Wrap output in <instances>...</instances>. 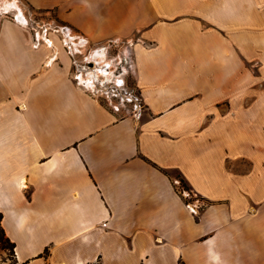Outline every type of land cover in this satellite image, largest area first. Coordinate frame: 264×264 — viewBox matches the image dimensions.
<instances>
[{
    "label": "crops",
    "instance_id": "crops-1",
    "mask_svg": "<svg viewBox=\"0 0 264 264\" xmlns=\"http://www.w3.org/2000/svg\"><path fill=\"white\" fill-rule=\"evenodd\" d=\"M22 1L59 24L33 45L0 15L16 263L264 264V0ZM130 38L138 93L118 115L125 99L102 103L73 54Z\"/></svg>",
    "mask_w": 264,
    "mask_h": 264
},
{
    "label": "rangeland",
    "instance_id": "rangeland-1",
    "mask_svg": "<svg viewBox=\"0 0 264 264\" xmlns=\"http://www.w3.org/2000/svg\"><path fill=\"white\" fill-rule=\"evenodd\" d=\"M0 8V15L2 17L16 21L19 25L29 29L30 31L31 29L29 26L32 25L39 27L45 33H47L52 28V26L53 28H58L57 25L59 23L56 21L57 17L55 16L54 12L47 13L32 10L22 0H0ZM25 19H27L25 25L20 23L21 21H25ZM54 32L56 31L54 30ZM135 40V38H130L120 40V42L110 41L104 45L108 51V55H106L104 50H99V55L96 56L97 54H95L93 57L92 54H88V50H86V54L83 55L77 53L73 54V58L75 60L74 73L76 72V74L80 75L82 72H84L86 75L88 74L89 77H93V80H97L98 90L95 91V93L99 95V99L102 103L109 106V103L121 102L123 98L125 99V108L121 107L117 111L118 115L127 114L134 108V104L132 105L129 103L131 99L127 98L125 94L128 92V94L135 93V95H137L138 93L135 91L136 89L134 90L132 88L134 86V80L131 69H128L127 74L122 69L125 66L130 68L128 61L130 60V56L133 55V48L132 52L128 50V44L131 48ZM125 75V82H120L121 79L117 76L122 78L125 77ZM114 79L115 85L111 87L110 83L111 81L113 82ZM175 184L177 190L184 197V199L187 200V202H193L196 200V198L200 197L199 195L194 194L191 189L183 187L179 178ZM3 261L6 263H3ZM0 264H14L13 251H11L9 248H0Z\"/></svg>",
    "mask_w": 264,
    "mask_h": 264
},
{
    "label": "trees",
    "instance_id": "trees-1",
    "mask_svg": "<svg viewBox=\"0 0 264 264\" xmlns=\"http://www.w3.org/2000/svg\"><path fill=\"white\" fill-rule=\"evenodd\" d=\"M182 186L190 189L187 184L185 183V180L180 176L177 175ZM187 201V200H186ZM1 220H2V214L0 213V248L5 249L9 248L11 251H13V255L15 257V243L10 240V238L6 235L2 225H1ZM47 252V249H46ZM14 264H17L16 261L14 260Z\"/></svg>",
    "mask_w": 264,
    "mask_h": 264
},
{
    "label": "built area",
    "instance_id": "built-area-1",
    "mask_svg": "<svg viewBox=\"0 0 264 264\" xmlns=\"http://www.w3.org/2000/svg\"><path fill=\"white\" fill-rule=\"evenodd\" d=\"M27 22V19H25V21H21L20 23L24 24ZM28 25V24H27ZM30 29H31V41H32V44L33 45H37L39 43L40 40L44 39L46 34L45 32H43L39 27L35 26V25H32V26H29ZM37 27V28H36ZM128 50H130L132 52V46L130 48V45L128 44ZM129 51V52H130ZM130 52V53H131ZM130 60L128 61L129 63V66L131 69H134L135 67V64H134V58H133V55L130 56L129 58Z\"/></svg>",
    "mask_w": 264,
    "mask_h": 264
},
{
    "label": "bare ground",
    "instance_id": "bare-ground-1",
    "mask_svg": "<svg viewBox=\"0 0 264 264\" xmlns=\"http://www.w3.org/2000/svg\"><path fill=\"white\" fill-rule=\"evenodd\" d=\"M10 5V4H9Z\"/></svg>",
    "mask_w": 264,
    "mask_h": 264
}]
</instances>
